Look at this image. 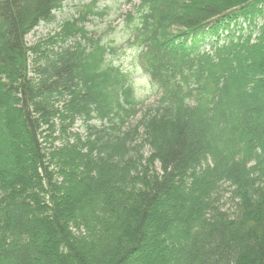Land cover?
Here are the masks:
<instances>
[{
	"label": "trees",
	"instance_id": "obj_1",
	"mask_svg": "<svg viewBox=\"0 0 264 264\" xmlns=\"http://www.w3.org/2000/svg\"><path fill=\"white\" fill-rule=\"evenodd\" d=\"M63 1L0 0V264H264V0H140L151 105Z\"/></svg>",
	"mask_w": 264,
	"mask_h": 264
},
{
	"label": "rangeland",
	"instance_id": "obj_2",
	"mask_svg": "<svg viewBox=\"0 0 264 264\" xmlns=\"http://www.w3.org/2000/svg\"><path fill=\"white\" fill-rule=\"evenodd\" d=\"M138 2V0H133ZM89 0H65L63 6L60 10L55 12V19L50 22H40L31 32L26 35V42L29 45L40 43L41 48L45 50H56L61 42L55 44L47 42L49 36L53 35L60 28V24L65 19L77 18V8L81 3H87ZM130 2L128 0H98L97 9L102 10L104 7H108L106 13L103 16L95 15L90 18L86 23V28L93 31L95 34L100 35L102 41L111 42L116 48V52L111 55L114 63L119 65L125 73L129 76L132 82L134 96L137 100H142L143 104H150L156 98V95L152 89L151 84L147 81L145 75L141 72L140 64L137 60V48L135 46L126 45V41L132 37L127 31L129 29L126 26L125 20H121L118 14H124L130 9ZM259 24L262 19H257ZM70 40L66 42L69 44ZM96 126H99L98 122H94ZM74 129L76 132L81 133L83 129L81 128V121L77 120L74 124ZM145 154L148 151L144 150ZM224 199V207L227 208L230 202L226 196ZM226 198V199H225Z\"/></svg>",
	"mask_w": 264,
	"mask_h": 264
}]
</instances>
